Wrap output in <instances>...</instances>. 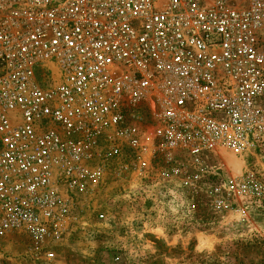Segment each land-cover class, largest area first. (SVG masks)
Segmentation results:
<instances>
[{"label": "built area", "instance_id": "built-area-1", "mask_svg": "<svg viewBox=\"0 0 264 264\" xmlns=\"http://www.w3.org/2000/svg\"><path fill=\"white\" fill-rule=\"evenodd\" d=\"M224 154L264 160V0H0V239L52 260L107 175L156 160L245 216L264 180L205 188Z\"/></svg>", "mask_w": 264, "mask_h": 264}, {"label": "rangeland", "instance_id": "rangeland-1", "mask_svg": "<svg viewBox=\"0 0 264 264\" xmlns=\"http://www.w3.org/2000/svg\"><path fill=\"white\" fill-rule=\"evenodd\" d=\"M208 161L221 170L204 179L205 188L244 168L264 180L262 159L241 162L224 154ZM160 164L153 161L143 173L107 175L52 260L30 257L26 236L11 234L0 239V264H264V201L248 202L241 216L240 200L224 193L226 206L215 211L202 188L193 195L158 183ZM100 212L103 219L96 217Z\"/></svg>", "mask_w": 264, "mask_h": 264}, {"label": "clouds", "instance_id": "clouds-1", "mask_svg": "<svg viewBox=\"0 0 264 264\" xmlns=\"http://www.w3.org/2000/svg\"><path fill=\"white\" fill-rule=\"evenodd\" d=\"M157 231H159V232H160V234H163V231H162V230H159V229H158Z\"/></svg>", "mask_w": 264, "mask_h": 264}]
</instances>
